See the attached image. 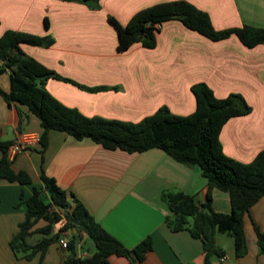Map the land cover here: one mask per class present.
I'll return each mask as SVG.
<instances>
[{
	"label": "crops",
	"instance_id": "1",
	"mask_svg": "<svg viewBox=\"0 0 264 264\" xmlns=\"http://www.w3.org/2000/svg\"><path fill=\"white\" fill-rule=\"evenodd\" d=\"M167 1L171 0H97L93 8L68 0H0V35L7 29L49 35L54 42L48 47L19 46L47 68L78 83L113 87L89 92L62 80L45 81L51 95L87 116L136 122L161 105L173 114L186 115L194 110L190 86L197 82L206 83L218 98L240 93L251 110L229 118L218 137L225 155L251 161L264 148V43L247 47L235 35L213 41L170 19L160 24L153 48L136 42L117 51V32L107 16L125 24L137 10ZM185 1L206 11L215 29L243 24L264 27V0ZM9 74L0 60V88L5 92L10 88ZM29 132L40 134L39 119L26 106L7 104L0 95V140L14 141ZM39 148L37 143L11 161V167L25 171L31 183L0 178V264H59L68 255L56 240L63 221L51 222L44 231L47 221L29 213L23 202L33 187L43 200H49L39 177L41 169L67 191L69 199L80 200L125 247L150 236L151 248L137 264H205L201 239L187 229H171L165 219L170 212L162 198L163 193L182 191L202 202L207 180L197 165L178 162L156 147L139 152L105 149L89 138L77 140L55 129L48 131L42 154ZM211 206L229 213V194L212 187ZM23 221L33 222L25 236L27 245L49 239L42 253L10 248L9 241ZM253 223L264 233V195L243 216L245 253L236 257L233 239L221 241L223 234L216 233L215 244L225 259L212 253L207 264H264ZM67 232L71 237L74 230ZM94 250L91 239L82 233L75 243L76 256L88 257ZM107 260L108 264H130L115 254Z\"/></svg>",
	"mask_w": 264,
	"mask_h": 264
},
{
	"label": "trees",
	"instance_id": "2",
	"mask_svg": "<svg viewBox=\"0 0 264 264\" xmlns=\"http://www.w3.org/2000/svg\"><path fill=\"white\" fill-rule=\"evenodd\" d=\"M97 7V0H68ZM177 19L187 28L216 41L235 35L245 46L252 47L264 43V27L243 24L237 27L215 29L208 13L185 0H171L146 6L134 12L125 24L113 16L107 20L117 32V51H124L133 43L153 48L156 27L166 20ZM54 42L49 35H35L22 31L5 30L0 35V60L10 70L9 91L0 88V95L7 104H20L39 119V151L42 154L50 129L64 131L77 140L89 138L105 149H120L139 152L156 147L174 160L183 164H195L207 180V190L202 202L182 191L162 194L169 209L165 217L173 231L187 229L192 237L200 238L205 252V264L209 254L221 256L223 251L215 244L216 233H227L233 239L236 257L246 251L243 231V216L249 207L264 195V148L249 162H240L222 151L219 131L231 117L245 115L251 106L240 93L231 92L218 98L204 82L190 86L195 99L194 110L186 115L173 114L166 105L136 122L105 118L98 115L87 116L77 108L66 106L51 95L44 84L48 78L72 83L82 90L93 92L106 90L108 86H86L62 76L47 68L20 48V43L48 47ZM19 116L21 114L19 113ZM13 141L0 140V178L19 184L31 183L30 176L22 170L15 171L5 154ZM32 148V147H29ZM43 189L49 200H43L40 190L33 187L32 194L23 199L29 213H35L47 221L42 229L48 230L51 222L63 220L56 240L64 230L74 233L66 240L68 255L59 264H108V256L115 254L126 257L130 264H137L151 248V238L146 236L131 248L125 247L118 239L106 231L77 198L69 199L65 189L55 179L45 174L39 175ZM217 187L229 194L230 212L215 211L211 206V189ZM23 194L20 192V198ZM190 218V220H189ZM33 222L23 221L18 231L12 235L9 246L12 250L31 248L33 252L44 251L49 239L43 238L29 246L25 236ZM260 252H264V233L253 223ZM84 233L94 244L95 250L88 257H77L74 248L76 240Z\"/></svg>",
	"mask_w": 264,
	"mask_h": 264
},
{
	"label": "built area",
	"instance_id": "3",
	"mask_svg": "<svg viewBox=\"0 0 264 264\" xmlns=\"http://www.w3.org/2000/svg\"><path fill=\"white\" fill-rule=\"evenodd\" d=\"M156 27H160L158 24ZM39 142V134L37 133H23L19 135L17 139H15L6 149L5 154L9 160H12L15 155L21 153L22 151L28 149L29 147H33L35 144ZM62 224V223H61ZM66 233L62 231L57 238L58 244L62 248H66ZM225 257L221 256L220 260H224Z\"/></svg>",
	"mask_w": 264,
	"mask_h": 264
},
{
	"label": "rangeland",
	"instance_id": "4",
	"mask_svg": "<svg viewBox=\"0 0 264 264\" xmlns=\"http://www.w3.org/2000/svg\"><path fill=\"white\" fill-rule=\"evenodd\" d=\"M64 231L66 233V239H68L69 238V237H67L68 236V232H67L68 230H64ZM221 234H223L222 237H220L221 241H228V242L230 241L231 242L232 238H231V236L229 234H227V233H221ZM229 247H230V245H229ZM226 249H228V247H226Z\"/></svg>",
	"mask_w": 264,
	"mask_h": 264
}]
</instances>
